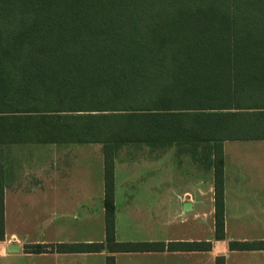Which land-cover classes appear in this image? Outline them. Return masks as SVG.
<instances>
[{
    "label": "trees",
    "instance_id": "16d2710c",
    "mask_svg": "<svg viewBox=\"0 0 264 264\" xmlns=\"http://www.w3.org/2000/svg\"><path fill=\"white\" fill-rule=\"evenodd\" d=\"M10 119L53 121L43 143L102 146L105 244L57 250H151L115 243L121 145H208L220 240L222 143L264 140V0H0V120ZM4 234L0 186V241Z\"/></svg>",
    "mask_w": 264,
    "mask_h": 264
},
{
    "label": "crops",
    "instance_id": "0c3cea01",
    "mask_svg": "<svg viewBox=\"0 0 264 264\" xmlns=\"http://www.w3.org/2000/svg\"><path fill=\"white\" fill-rule=\"evenodd\" d=\"M245 142L257 144L249 149L241 148L240 143ZM44 145L49 148H45L43 165L39 167L31 164L28 155L21 158L15 155L0 161L4 237L6 240L9 236L12 239L11 244L6 240L0 241V264H15L17 258L24 259V264H106L107 258H112L114 264H264V246L257 247L263 249L250 250H233L230 247L234 242L264 245V140L222 143L224 237L220 240L214 238L213 169L197 170L193 152L178 156L174 153V156L180 157L181 170L178 168L172 175L165 173L163 152L157 150L156 164L158 160L161 163L154 173L141 169L148 164L141 160L133 163L126 161L123 166L117 161L126 170L122 187L117 185L114 161L115 243L150 244L151 250L144 252H112L106 248L99 252L57 250L58 246L64 245L105 244L103 150L99 144L48 142ZM90 145V150L78 147ZM131 148V154L136 157L135 146ZM242 154L247 156L245 160ZM94 156L97 161H102L101 173L89 169L86 164L79 167L81 161L91 162L92 165ZM250 156L254 158L252 163L246 160L251 159ZM94 166L96 164L92 168ZM7 199L12 201L13 212L19 209L22 214L21 209L34 204L43 209L46 214L43 240L29 241L26 235L8 232ZM95 201L101 207L100 220H94L92 214H87L83 230L85 226L91 227L90 234L96 232V238L86 239L82 243L55 240L63 226L58 222L55 224L53 215L78 206H87L89 213ZM186 203L189 204L187 210L184 209ZM40 204L42 207L38 206ZM17 220L24 225L27 223ZM95 222H99L98 229L97 226L92 227ZM122 232L125 235L119 238ZM141 234L146 236L139 237ZM194 243H200V248H191L190 245ZM203 243H209L210 249H206ZM34 245L44 246V251H30L29 248ZM10 246L18 249L9 251Z\"/></svg>",
    "mask_w": 264,
    "mask_h": 264
},
{
    "label": "rangeland",
    "instance_id": "374dc122",
    "mask_svg": "<svg viewBox=\"0 0 264 264\" xmlns=\"http://www.w3.org/2000/svg\"><path fill=\"white\" fill-rule=\"evenodd\" d=\"M30 125H23L18 122H13L12 119L10 120H0V161L6 160L7 158L15 155L24 156L28 155L30 157L31 164L34 165V167H39L43 165L44 160V150L45 148H49V146H45V142L43 143L42 140L46 137L50 136V131L53 128H56L57 124L53 123V121H46L44 123H38L33 122L29 123ZM51 129V130H50ZM25 130H28V136L26 138L28 139H22L25 137L23 134H19L16 132H25ZM58 131H55V133ZM16 133V134H15ZM24 136V137H21ZM23 140H28V142H23ZM31 141V142H30ZM62 143L68 144L67 140H64ZM241 148L249 149V147H252L253 145H256L257 143H240ZM96 145H93L95 147ZM82 148H86L87 150L91 149L90 146H78ZM100 147V146H96ZM136 151L135 156L134 154H131V145H121L117 148L116 157L115 160V167H116V173L118 177V187L123 186V173L126 172L120 165L123 166L124 162L128 161L130 163L143 161L147 162L148 164L146 166L141 167V169H146L149 173H154L155 171H158L159 165L161 163V160H158V165L156 164V153L163 152L164 155V166H165V173L171 174L172 172H176L179 168V161L180 157H176L179 154H184L185 152H193L194 159L196 161L197 170H208L209 167H211V154L209 150V146L206 144H198L196 146L188 145V144H175V145H164V146H157L156 148H148L147 146L138 145L135 146ZM139 149V150H138ZM142 150V151H141ZM157 150V151H156ZM174 153L176 156H174ZM47 154H49V151L47 150ZM159 154V153H158ZM95 155V154H94ZM242 158L245 160L247 156L242 154ZM142 156V157H140ZM99 157L102 159V154H99ZM251 157V156H250ZM16 158V157H15ZM21 158V157H20ZM96 156H94V163L91 165V162H82L80 163V168H82V164H86L89 166V169L94 170L95 172L98 170L100 173L102 171V163L100 161L96 160ZM16 160H19L16 158ZM66 160H71L70 158H67ZM96 160V161H95ZM254 161V158L251 157L246 159ZM119 161V162H117ZM102 162V161H101ZM93 168L92 166L95 165ZM96 167L98 169H96ZM135 168H139L138 166H134ZM181 170V168H179ZM148 181V179H147ZM8 216H7V229L8 232H16L19 235H26L28 236L29 241H35V240H43L44 239V217L45 212L42 208L35 207V204L32 205L30 208L24 209L20 212L19 209H17L16 212L12 211V201L8 200ZM86 205V202H84ZM42 207V204L38 205ZM99 205H96V201L94 202V205L92 208H90V212L88 213L87 206H84V208H81L78 206L76 209H72L70 211H64L60 212L58 215H53L52 220L55 222V224L58 222L62 227V229L58 232V234L54 237L55 240H60L64 243H82L86 239H94L97 237L96 232H91V227L85 226V229L83 230V224L87 223V214H92V216L95 218H98L100 220L101 215V207ZM11 209V210H10ZM48 214V213H47ZM15 217V218H14ZM19 220H25L27 223L24 225L23 223L19 222ZM97 226V228H96ZM59 227V225L57 226ZM98 229L99 222L92 226ZM56 228V227H55ZM65 228V229H64ZM64 229V230H63ZM94 229V228H93ZM149 231V230H148ZM150 232V231H149ZM5 235V234H4ZM124 232L119 234V238L124 237ZM149 235V234H148ZM147 235V237H149ZM146 235H142L139 237H145ZM5 237L4 240L5 241ZM7 243L12 242L11 237L9 236L6 240ZM15 264H24V259L17 258L15 260Z\"/></svg>",
    "mask_w": 264,
    "mask_h": 264
},
{
    "label": "water",
    "instance_id": "95a60500",
    "mask_svg": "<svg viewBox=\"0 0 264 264\" xmlns=\"http://www.w3.org/2000/svg\"><path fill=\"white\" fill-rule=\"evenodd\" d=\"M189 208V204L188 203H186L185 205H184V209L185 210H187ZM18 248L16 247V246H10V247H8V250L9 251H16Z\"/></svg>",
    "mask_w": 264,
    "mask_h": 264
}]
</instances>
